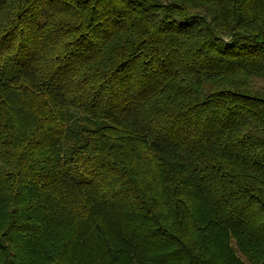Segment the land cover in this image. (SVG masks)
I'll use <instances>...</instances> for the list:
<instances>
[{"label": "trees", "instance_id": "1", "mask_svg": "<svg viewBox=\"0 0 264 264\" xmlns=\"http://www.w3.org/2000/svg\"><path fill=\"white\" fill-rule=\"evenodd\" d=\"M0 264H264V0H0Z\"/></svg>", "mask_w": 264, "mask_h": 264}]
</instances>
